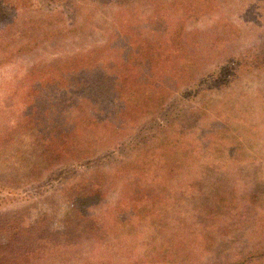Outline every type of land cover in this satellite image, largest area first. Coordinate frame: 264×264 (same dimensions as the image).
<instances>
[{"label": "rangeland", "instance_id": "obj_1", "mask_svg": "<svg viewBox=\"0 0 264 264\" xmlns=\"http://www.w3.org/2000/svg\"><path fill=\"white\" fill-rule=\"evenodd\" d=\"M114 4L0 0V264H246L260 253L254 264H264V72L187 99L171 126L119 160L81 161L75 174L94 168L108 191L91 210L90 226L103 230L75 231L66 202L44 201L35 178L23 180L41 165L25 136L47 120L93 118L100 126L82 143L104 158L109 142L169 110L188 78L264 45V0ZM129 70L133 104L113 95L115 74ZM95 89L111 97L100 102ZM111 104L138 112L101 113Z\"/></svg>", "mask_w": 264, "mask_h": 264}, {"label": "trees", "instance_id": "obj_2", "mask_svg": "<svg viewBox=\"0 0 264 264\" xmlns=\"http://www.w3.org/2000/svg\"><path fill=\"white\" fill-rule=\"evenodd\" d=\"M95 1H101L104 5L109 4L114 6L115 2L126 4L133 0ZM181 48L182 47L179 45L175 46L177 51ZM141 59L144 61L143 56H141ZM256 72H264L263 44L259 45L258 50L253 49L249 52V54L245 55L238 54L227 59L225 62H221L219 65H215L212 70L201 72L199 76H196V80H194L193 77L184 81V77L180 76L178 78L179 81H184L180 85L182 86L187 84V86L183 91H177L176 93L171 92L170 95L171 97H174L175 100L167 106V109L169 110L165 109V104L159 108V111H156V113H158L156 116L154 115L155 117L148 119L147 116L144 119L147 120V122L137 131L134 130L126 135H123L124 132L121 133L123 135L121 142H109V144L102 150L104 158H100V156H98L99 154L88 157L89 155H93L92 153L96 151L97 146L94 145V141L92 143L88 140L82 143V137L85 133H91L93 129L100 126L93 118L82 116L80 119L70 118V120H61L54 117L53 120H47V122L42 123L37 134L30 132L25 136L26 141L23 143L25 150L34 158L38 159L41 162V165L35 169V173L34 170L32 175L29 174V176H26L23 180H30L31 177H34V181L36 182L35 191L38 196L40 195V197H42V199L45 197L44 201L50 200L55 203L59 202L61 203L60 205L63 204L64 206L66 202L67 206L63 214L67 219L74 221L77 226L75 231H79L81 228L83 232H93L92 229H96L94 228V225L98 224L91 216V210L102 204L108 191L103 190V182H92L91 173L95 170L94 168H88V172L81 174L80 176L75 174V170L78 166H80L81 161L88 162L89 167H93L95 165L99 166L100 164L113 158L119 160L121 157L129 155L130 152L135 148H138L144 140L147 142L146 139L148 137H156L158 132H162L168 126H171L174 123V120L180 117L182 111L184 112V110H182V105L187 99L194 96H196V98L206 96L212 92L215 87L227 84L231 85L233 82L240 79V76L243 74H252ZM134 73L135 72L133 71L130 72V70L124 75L116 73V77L113 79V95L116 94L121 101H125L130 104H133L136 96L139 95V91H135L136 82H134V79L138 78H133L135 75ZM47 81L48 79H46V82ZM110 91L106 90L103 92L104 95H101L98 94V91L96 92L95 89V92H92V96L101 98L100 102H102L111 97V94L110 96L106 94ZM33 92L36 93V90L33 89ZM111 106L107 105V107L103 110H99L102 111L101 113L105 112L116 118L124 116L125 119L131 117V114L138 112L129 106H126L123 109L115 108V106H117L116 104H111ZM101 113H98L100 119ZM115 131L116 135L119 136L120 134L118 133L120 131L122 132L123 128L117 127L115 128ZM115 131L113 132L115 133ZM171 170L172 169H169V174H171ZM52 191H58L54 193L57 195V199L54 198V195L48 194ZM252 192L254 193V191ZM5 198L8 201L15 199L9 192H5ZM54 205L55 207H59L56 206V204ZM124 205H127V209L130 208L133 210L135 209L137 202H134V204L125 202ZM203 213L208 216L216 215L215 212H211L208 208H204ZM154 216H159V212L156 214L155 209L154 214L147 215V217ZM220 220L222 221L223 218ZM92 224L94 225L90 226ZM101 227L102 226L96 230H103ZM51 233L53 236L60 234V232L53 233L52 231ZM80 235L81 234H77L73 237ZM69 244L72 245V242L69 241ZM261 254L262 253L250 256L248 259H245L243 263L254 264Z\"/></svg>", "mask_w": 264, "mask_h": 264}]
</instances>
